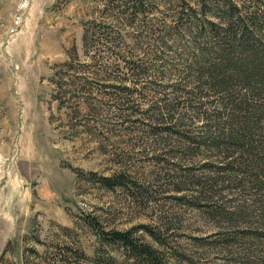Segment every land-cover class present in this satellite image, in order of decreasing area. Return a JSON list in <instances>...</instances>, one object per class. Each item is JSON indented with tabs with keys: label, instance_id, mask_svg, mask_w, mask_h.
I'll list each match as a JSON object with an SVG mask.
<instances>
[{
	"label": "rangeland",
	"instance_id": "rangeland-1",
	"mask_svg": "<svg viewBox=\"0 0 264 264\" xmlns=\"http://www.w3.org/2000/svg\"><path fill=\"white\" fill-rule=\"evenodd\" d=\"M124 2L0 0V264H24L25 256L40 264L34 252H55L64 242L88 257L139 264L117 244L100 243L105 232L129 230L170 264H264V243L241 220L222 218L224 211L256 215L252 190L214 185L205 148L164 133L166 116L144 113L159 99L173 101L165 85L186 79L190 87L175 96L202 91L180 64L181 47L159 51L163 62L153 69L145 61L153 72L131 75L122 56L130 62L147 46L128 19L113 21L111 5ZM162 16L153 13V22ZM69 67L86 83L77 85L79 99L60 106L53 83L58 75L70 82ZM182 112L187 118L175 132L195 135L203 122L193 118L202 111ZM117 177L123 185L112 189L100 182Z\"/></svg>",
	"mask_w": 264,
	"mask_h": 264
},
{
	"label": "trees",
	"instance_id": "trees-1",
	"mask_svg": "<svg viewBox=\"0 0 264 264\" xmlns=\"http://www.w3.org/2000/svg\"><path fill=\"white\" fill-rule=\"evenodd\" d=\"M196 3L197 8L187 0H125L118 6L112 3L113 21L128 19V26H135L141 33L139 43L147 46L146 51L132 57L130 62L125 61V53L122 57L126 59L122 62L129 65L131 75L138 77L147 70L153 72V66L163 62L164 55L159 51L183 48L180 64L188 67L187 78L193 79L202 92L198 96L192 92L195 88H190L175 96L180 89L190 87V83L186 79L168 83L165 88L171 89L173 101L159 99L154 103L156 107L144 113L153 111L152 117L166 116L171 126H166L170 128H164V133L176 135L188 145L196 144L198 149L205 148V157L209 160L206 168L214 174L215 178L211 179L214 185L229 182L241 190L246 187L252 190L256 198L253 202L260 204L256 215L250 216L241 210L224 211L222 218L233 225L241 220L252 240L264 243V0H196ZM159 7L171 10L170 14L159 12ZM155 12L165 15L158 24L153 22ZM82 41L85 47L91 41L90 29L86 27ZM146 64L151 69L145 68ZM63 73L70 82H63L65 76L58 75V81L53 83L52 98L60 106L67 97L68 101L79 99L76 94L84 90L77 85L86 83L85 79L77 78L78 72L73 67ZM113 99L129 103L127 95L116 94ZM183 110L202 111L199 118H193L194 122L198 119L203 122L195 135L175 132L187 118ZM129 115L138 113L131 111ZM118 178H101L100 182L112 189L123 185ZM103 234L100 243L117 244L128 258L139 264H170L152 246L135 238L130 230ZM34 253L40 264H116L111 255L97 252L88 257L80 247L73 248L68 242L55 252ZM24 264H28L26 256Z\"/></svg>",
	"mask_w": 264,
	"mask_h": 264
}]
</instances>
